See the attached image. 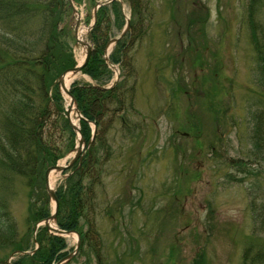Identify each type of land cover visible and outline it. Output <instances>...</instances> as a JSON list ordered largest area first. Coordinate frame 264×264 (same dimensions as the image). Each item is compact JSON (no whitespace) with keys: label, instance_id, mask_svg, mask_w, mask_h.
<instances>
[{"label":"rangeland","instance_id":"374dc122","mask_svg":"<svg viewBox=\"0 0 264 264\" xmlns=\"http://www.w3.org/2000/svg\"><path fill=\"white\" fill-rule=\"evenodd\" d=\"M98 1L106 0L74 1L80 39L90 45ZM121 1L129 17L126 54L101 85L118 74L115 94L125 95L124 107L104 113L83 164L52 171L55 191L78 179L81 186L79 228L86 236L67 264H242L246 245L264 247L250 210L252 201L264 202V149L252 136L264 116V70L253 48L250 0ZM76 18L71 10L60 26L69 27L77 63ZM121 20L109 38L124 28ZM253 20L263 26L264 5ZM73 82L97 84L83 71ZM49 113L43 139L64 165L77 138L54 106ZM40 185L31 194L22 175L0 180V205L16 227H0V264L23 255L14 242L24 241L29 252L36 247L30 212L45 197ZM63 238L62 251H72L76 239Z\"/></svg>","mask_w":264,"mask_h":264},{"label":"trees","instance_id":"16d2710c","mask_svg":"<svg viewBox=\"0 0 264 264\" xmlns=\"http://www.w3.org/2000/svg\"><path fill=\"white\" fill-rule=\"evenodd\" d=\"M68 3L67 0H0V180L7 181L14 175H22L26 178L31 194L38 185L44 184L45 169L54 165L61 156L60 153H55L56 148L43 139L50 105L54 106L57 114L62 117L65 129L72 135L75 134L63 116V98L56 84L61 72L76 64L67 41L69 27L60 26L64 15H69L72 10ZM120 4L114 0L101 5L97 9L96 21L89 33L93 50L82 71L99 85L102 84V79L109 78L111 73L103 55L111 38L108 34L111 26L122 22L124 14ZM263 5L264 0H250L248 8L253 48L257 59L261 61L262 71L264 23L259 26L253 17L258 7ZM258 30L261 31V39L256 34ZM129 35L126 33L114 44L108 56L111 63L121 64V55L126 54V37ZM118 89L117 85L110 89H101L92 84H71L70 91L85 118L80 120V127L86 141L89 140L91 132L88 121H94L99 130L104 113L124 107L125 95L123 94L124 99H118ZM113 101L117 103L114 109L109 106ZM257 119L258 123L252 134L254 147L264 149V116H258ZM74 176L79 175L75 173ZM79 184L78 179L66 191L62 188L55 191L58 199L56 222L61 229L78 231L82 241L86 234L79 228ZM48 202L49 198L45 194L41 203L34 205L30 212L31 226L50 214ZM3 208L4 206L0 205V227L16 230L10 214ZM250 210L255 223V233H264V202L258 204L252 201ZM31 231L32 228L30 235ZM35 240L38 242L37 249L32 254L19 256L13 264H53L68 253L62 251L66 247L65 239L48 233L45 226L38 227ZM23 242H14V250H27ZM241 262L264 264V247L250 242L243 250Z\"/></svg>","mask_w":264,"mask_h":264},{"label":"water","instance_id":"95a60500","mask_svg":"<svg viewBox=\"0 0 264 264\" xmlns=\"http://www.w3.org/2000/svg\"><path fill=\"white\" fill-rule=\"evenodd\" d=\"M69 1V4L72 6L73 8V12L77 15V20L75 22V25H74V31H75V40L77 43H79L80 45H85L86 47V53H85V57L83 59V61L77 65H75L74 67H71V68H68L66 70H64L57 78V83H58V87L61 91V93L63 94V91L69 96V99H70V107L74 106V110L76 112V115H77V118L78 119H81L83 118L82 117V114H81V111L80 109L78 108V105H77V101L75 99V97L71 94L69 88H65L64 87V78L65 76H69V77H74L76 76L78 73L81 72V69L87 64L89 58H90V55H91V51H92V45H90L89 43L87 42H84L83 40H80L78 38V35H77V30H78V25H79V14H78V11L77 9L74 7V4H73V0H68ZM113 0H106L104 2H98L95 6H94V9H93V22L92 24L88 27V30L91 29V27L93 26V24L95 23V20H96V10L97 8L101 5V4H105V3H109ZM122 4V7H123V3L121 0H119ZM129 27V18L126 17V24L124 26V28L122 29L121 33L118 35V36H115L113 38H111L109 40V42L107 43L106 45V48H105V59L108 61V53H109V47L112 46L128 29ZM111 67H113V65H110ZM118 78V77H117ZM117 78L109 85V86H106V87H102V86H99L101 88H110L112 85L115 84V82L117 81ZM63 89V91H62ZM70 107L66 109V118L68 119V122H69V125L71 126V128L74 130V132L77 134V141H78V146L76 147V151L72 157V159L68 162L67 165H53V166H50L46 169L45 171V175H44V179H45V188H46V192L49 196V198L53 201V210L51 212V214L46 217L45 219H43V224L47 227L48 230H51V231H54L56 232V234L60 235V236H64V234H68V233H74L76 236H77V239H76V246L74 248V250L67 254L65 257L61 258L60 260H58L55 264H62L63 262H66L67 260H69L72 256H74L78 249H79V246H80V243H81V240H80V234L75 231V230H64V229H60L58 228L57 226L53 227L50 222H53L55 223V220H56V213H57V209H58V199H57V196L55 194V191L53 190V188L51 187V185L49 184V174L53 171V170H57V171H63L65 170L66 168L70 167L77 159H79V162H81V157H82V147H83V144L85 143V139L83 138L82 134H81V131H80V128L79 126H77L76 124H74L70 118ZM93 124V127H94V131L96 129V126L95 124L92 122ZM40 224V222L36 225V227ZM21 253H24V252H21Z\"/></svg>","mask_w":264,"mask_h":264},{"label":"bare ground","instance_id":"6f19581e","mask_svg":"<svg viewBox=\"0 0 264 264\" xmlns=\"http://www.w3.org/2000/svg\"><path fill=\"white\" fill-rule=\"evenodd\" d=\"M84 31H82V30H78V38L80 39V38H82V35H81V33H83ZM81 47L76 51V60H77V63L79 64V63H81L82 61H83V59H84V57H85V53H86V47H85V45H80ZM75 77H69L68 75L67 76H65V78H64V87L65 88H68V86H69V84H70V82L74 79ZM62 91H63V89H62ZM63 95L65 96V100H67V102H69V96L63 91ZM70 117H71V119H72V121L75 123V124H77V121H76V119H75V110H74V106H72V107H70ZM55 174H54V172H51L50 173V175H49V184L52 186V183H53V180H54V178H55ZM50 224L53 226V227H55V223H53V222H50ZM64 236H66V237H72V238H74V239H76L77 238V236L74 234V233H68V234H64Z\"/></svg>","mask_w":264,"mask_h":264}]
</instances>
